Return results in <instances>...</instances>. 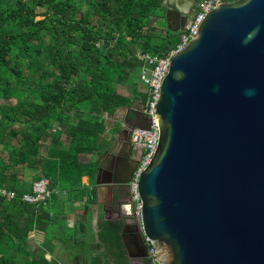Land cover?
<instances>
[{"label": "water", "instance_id": "water-1", "mask_svg": "<svg viewBox=\"0 0 264 264\" xmlns=\"http://www.w3.org/2000/svg\"><path fill=\"white\" fill-rule=\"evenodd\" d=\"M162 4L167 28L185 30L195 1ZM156 116L158 146L138 181L141 228L129 231L132 212L117 218L126 264L147 261L145 237L161 264H264V0H221L207 13L166 68ZM116 121L94 180L112 196L116 186L130 194L132 129L152 125L141 109ZM108 154L122 166L105 167Z\"/></svg>", "mask_w": 264, "mask_h": 264}, {"label": "trees", "instance_id": "trees-1", "mask_svg": "<svg viewBox=\"0 0 264 264\" xmlns=\"http://www.w3.org/2000/svg\"><path fill=\"white\" fill-rule=\"evenodd\" d=\"M162 3L0 0V99L16 100L0 104V187L15 192L13 198L0 194V264H16L19 254L28 264H49L29 251L31 232L52 226L58 194L93 201L82 179L95 180L116 110L131 113L148 99L144 83L141 92L134 90L132 77L143 65L137 52L163 57L180 42L181 32L166 26ZM26 167L40 174L26 178ZM42 177L54 193L45 202L24 201ZM122 227L121 220L101 221L103 254L123 258Z\"/></svg>", "mask_w": 264, "mask_h": 264}, {"label": "crops", "instance_id": "crops-1", "mask_svg": "<svg viewBox=\"0 0 264 264\" xmlns=\"http://www.w3.org/2000/svg\"><path fill=\"white\" fill-rule=\"evenodd\" d=\"M82 180L92 191L93 201L87 204V197L76 200L68 193L58 194L60 201L54 200L50 210L52 218L49 223L52 226L47 225L45 231L31 232L27 243L29 251L42 254L49 264H126L124 256L119 259L103 254L99 240L101 221L118 220V216L131 213L125 187L116 186L112 196L107 187H101L97 192L95 182H91L88 176ZM15 259L16 264H28V257L24 254Z\"/></svg>", "mask_w": 264, "mask_h": 264}, {"label": "built area", "instance_id": "built-area-1", "mask_svg": "<svg viewBox=\"0 0 264 264\" xmlns=\"http://www.w3.org/2000/svg\"><path fill=\"white\" fill-rule=\"evenodd\" d=\"M221 0H195L194 11L190 16L185 30L181 31L180 42L176 48L171 50L166 56L159 57L149 53L137 52V57L143 61L141 68V81L147 86L148 99L144 105L138 104L136 109H141L147 116L151 117L152 125L150 129L135 127L130 133V141L137 151L142 153L132 175L131 181L128 183L130 190V199L133 215L136 223L141 228L142 218V200L138 192V181L140 174L145 170L151 160L155 150L157 149L160 138V127L156 116V105L161 91L166 68L171 64L173 56L190 42L199 31V27L207 13L215 8ZM53 190L49 188V179L42 177L32 184V192L23 194L22 199L30 203L45 202ZM0 194L9 198L15 197V192L0 187ZM148 245V259L151 264H161L156 259V252L151 245L148 237H145Z\"/></svg>", "mask_w": 264, "mask_h": 264}, {"label": "flooded vegetation", "instance_id": "flooded-vegetation-1", "mask_svg": "<svg viewBox=\"0 0 264 264\" xmlns=\"http://www.w3.org/2000/svg\"><path fill=\"white\" fill-rule=\"evenodd\" d=\"M193 11H194V7L191 10L190 16L193 14ZM126 110L127 109L125 108V110L118 115L119 120H120V118L122 116H124ZM115 123H120L121 124V121H116V122L113 123V125H115ZM120 129H121V125L117 129H115L112 133L111 132L107 133L108 138H110L112 134L120 131ZM121 151H124L123 148H122V146L119 147L118 153H120ZM141 156H142V153L140 151L135 152V156H134L135 158L131 162V165L132 166L135 165L137 163V161H139V159H140ZM103 160H104L105 167L112 166V167L116 168L117 166H119V167L122 166L121 159H120V155L119 154L114 155V156H112L111 154H108L105 157H103ZM105 176H106V174H102V178H105ZM123 189L125 190V194H126V189L125 188H123ZM127 198H130V194L129 193L127 195ZM128 228H129V231H133L135 228L137 229L135 219H133V222L131 221V223H130V225H129ZM127 236H128L127 238H128V241H129L130 246L133 247V251L134 252H142L143 249H144L143 245L136 246L133 243L135 239H134V236L132 235V233L127 234ZM137 264H151V263H150L149 259H147L146 262H144V263L143 262H140V263H137Z\"/></svg>", "mask_w": 264, "mask_h": 264}, {"label": "rangeland", "instance_id": "rangeland-1", "mask_svg": "<svg viewBox=\"0 0 264 264\" xmlns=\"http://www.w3.org/2000/svg\"><path fill=\"white\" fill-rule=\"evenodd\" d=\"M78 5H81V8L82 9H85V5L84 4H82V3H79ZM42 16H37V19H39V18H41ZM156 22H157V18L156 17H152L151 18V21H150V25H155L156 24ZM141 76V73H139V77ZM138 76L137 77H132L133 79H132V81H133V84H134V90L136 91V92H141L142 91V89L144 88V85H142V81H141V79L139 78ZM123 92H127V90H125V89H123ZM16 102V100H14V99H10V100H5V99H0V104H2V105H7L6 107H8L9 106V104H14ZM125 110V108L124 107H121L120 108V112H118L117 114H116V116H115V118H114V120L115 119H117L118 118V115L120 114V113H122L123 111ZM120 123H115V125H113V123H112V125H109V128H108V132H106V133H109V132H113L115 129H117L118 127H120ZM16 128H20L21 126L18 124L17 126H15ZM44 143H46V142H44ZM46 146H45V144H44V146H42L41 147V154H45L46 153ZM3 155L6 157L7 156V153H3ZM83 159H85V160H87V159H89V155L88 156H81ZM38 174H40V173H38L36 170H34V169H30V168H27L26 167V178H30V177H32V176H37ZM130 199V198H129ZM131 202V201H130ZM132 212V214H133V211H131ZM133 219H135V217H134V215H133ZM135 222H136V220H135ZM136 226H137V228H140L139 226H138V224L136 223Z\"/></svg>", "mask_w": 264, "mask_h": 264}]
</instances>
